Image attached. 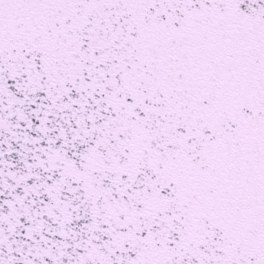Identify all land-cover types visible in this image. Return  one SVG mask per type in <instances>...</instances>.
<instances>
[{
	"label": "snow or ice",
	"instance_id": "snow-or-ice-1",
	"mask_svg": "<svg viewBox=\"0 0 264 264\" xmlns=\"http://www.w3.org/2000/svg\"><path fill=\"white\" fill-rule=\"evenodd\" d=\"M0 264H264V0H0Z\"/></svg>",
	"mask_w": 264,
	"mask_h": 264
}]
</instances>
